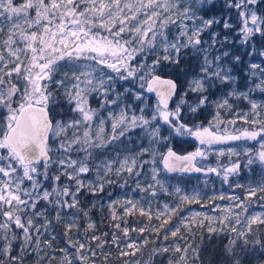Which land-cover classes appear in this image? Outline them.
Here are the masks:
<instances>
[{
	"label": "snow or ice",
	"instance_id": "1",
	"mask_svg": "<svg viewBox=\"0 0 264 264\" xmlns=\"http://www.w3.org/2000/svg\"><path fill=\"white\" fill-rule=\"evenodd\" d=\"M114 257L264 264V0H0V264Z\"/></svg>",
	"mask_w": 264,
	"mask_h": 264
},
{
	"label": "trees",
	"instance_id": "2",
	"mask_svg": "<svg viewBox=\"0 0 264 264\" xmlns=\"http://www.w3.org/2000/svg\"><path fill=\"white\" fill-rule=\"evenodd\" d=\"M238 124H239V122H238ZM238 124H237V126H238ZM180 141H185L187 143L186 144L185 143L182 144V143H180ZM191 141L192 140H190L189 138L177 137V138L173 139L172 146L174 147V149H176L179 152H186V151L190 150L191 145H194V143H192L193 141L192 142ZM190 143H191V145H190ZM213 148H216V147H213ZM208 164L213 165L214 163L211 161V162H208ZM259 173H260V169L259 168L256 169L254 177L252 175H250L246 171L242 172L241 177H240V181H241V178H244V180H245L244 182H246L245 184H247V183H249L248 181L250 179H259L260 178ZM200 177H203V176H183L182 180L184 182H186L188 180L200 179ZM208 179L209 180L212 179L215 182L218 180L215 176H210V177H208ZM214 186H215V191L216 192H220V191L226 192V191H228V188H226L224 186L223 187L221 186V184L219 183V180H218L217 185L214 184ZM117 190L120 191L119 188L110 189V191H113L114 193H117ZM202 203H208V201H202ZM135 219L137 221H139L140 223H146L147 222L146 218H144V217L137 216V217H135ZM153 223H155V220H153ZM144 235H147V233H145ZM168 242L169 243L171 242V237H170ZM149 247H151V245ZM146 258H147V249L144 251V253L138 254L135 257H131L130 259H146ZM114 260H115V264H121V261L118 258L114 257ZM157 264H159V261H157Z\"/></svg>",
	"mask_w": 264,
	"mask_h": 264
},
{
	"label": "rangeland",
	"instance_id": "3",
	"mask_svg": "<svg viewBox=\"0 0 264 264\" xmlns=\"http://www.w3.org/2000/svg\"><path fill=\"white\" fill-rule=\"evenodd\" d=\"M238 126H240V124H238ZM185 138H189L190 139V137H185ZM180 139V138H179ZM191 140V139H190ZM192 142V141H191ZM180 143H187V142H185V141H180ZM193 143V142H192ZM251 143H253L254 144V142H251ZM190 145H191V143H190ZM197 145H198V143H194V145H191V148H190V150H188V152H191V151H194L195 150V148L197 147ZM229 146H232L231 144H229V145H227V146H219V147H223V148H227V147H229ZM219 147H216V148H219ZM216 148H213V153L215 152V149ZM176 150V149H175ZM179 152V151H178ZM187 152V151H186ZM182 153V152H181ZM220 159V162L221 163H227L228 162V157H220L219 158ZM213 162L214 164H213V166H215L216 164H217V157L214 155V154H212V155H210L209 156V158H208V160L206 161V163H208V162ZM259 167H256V169H258ZM204 179H205V177H200V179H196V180H188V181H186V182H184L182 179L179 181V185L182 187V188H184L186 191H188L189 193H191V191H192V189L193 188H197L198 190H202V191H204V190H207V192H208V195H212L213 193H212V190H211V187L209 188V189H205V186H204V184H203V181H204ZM208 179V178H207ZM251 180L252 179H250L248 182H251ZM245 180H244V178H241V182L242 183H246V182H244ZM178 181L177 180H173L172 181V183H177ZM208 182H209V186H211V185H213V184H216L217 185V183H218V180L215 182L214 180H212V179H208ZM219 183H220V181H219ZM224 187H226L227 188V186L225 185ZM120 191H118L117 190V193L116 194H121V189H119ZM230 190L228 189V191H226V192H229ZM241 190H237V194H239V192H240ZM161 199L162 200H165V199H167V200H171V197H167V198H165V197H161ZM187 207H191L192 209H194V210H200V211H206L207 209H204V208H200V206L199 205H197V204H192V205H190V206H187ZM257 210H259V208H257Z\"/></svg>",
	"mask_w": 264,
	"mask_h": 264
},
{
	"label": "water",
	"instance_id": "4",
	"mask_svg": "<svg viewBox=\"0 0 264 264\" xmlns=\"http://www.w3.org/2000/svg\"><path fill=\"white\" fill-rule=\"evenodd\" d=\"M190 139L195 142V143H198L197 141L194 140V138H191ZM216 146H227V145H216ZM175 150V149H174ZM177 151V150H176ZM178 152V151H177ZM180 154H184V153H187V152H178ZM201 174H198V173H193V174H186L185 176H200Z\"/></svg>",
	"mask_w": 264,
	"mask_h": 264
},
{
	"label": "flooded vegetation",
	"instance_id": "5",
	"mask_svg": "<svg viewBox=\"0 0 264 264\" xmlns=\"http://www.w3.org/2000/svg\"><path fill=\"white\" fill-rule=\"evenodd\" d=\"M193 143H195V142H193ZM213 147H219V146H213Z\"/></svg>",
	"mask_w": 264,
	"mask_h": 264
}]
</instances>
